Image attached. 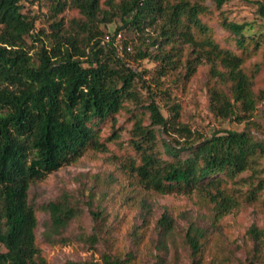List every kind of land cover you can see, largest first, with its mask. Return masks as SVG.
Instances as JSON below:
<instances>
[{
	"label": "trees",
	"instance_id": "1",
	"mask_svg": "<svg viewBox=\"0 0 264 264\" xmlns=\"http://www.w3.org/2000/svg\"><path fill=\"white\" fill-rule=\"evenodd\" d=\"M55 15L67 6L82 15L73 23L86 37L72 33L62 21L53 24L46 44L41 33L34 34L35 17L25 11L24 0H0V209H5L7 230H0V264H48L38 241L41 220L30 201V188L48 174L73 164L88 151L106 149L102 126L129 110L128 101H137L138 72L124 53L127 42H105L98 23L120 17L123 26L139 36L149 35L156 46L150 52L140 48L139 58L151 57L158 63V74L178 73L189 81L202 63L209 65V107L212 113L230 121H247L264 101V86L257 87L264 66V0H242L255 4L259 25L222 17L228 33L220 41L208 22L213 10L206 0H49ZM231 0H214L221 8ZM208 19V20H207ZM89 33V34H88ZM121 30L113 34V39ZM41 41L38 62L30 54L28 38ZM249 62V64H248ZM180 68V70H179ZM150 123L137 116L131 143L139 161L130 158L124 167L134 173L137 184L153 194L190 193L216 203L219 219L237 205L239 176L264 156V140L245 126L241 130L221 128L210 137L196 134L179 125L174 113L166 116L156 101L147 105ZM156 126L179 138L166 139L158 147ZM118 137L117 131L110 136ZM251 197L258 188L253 187ZM48 213L45 239L55 242L75 217L61 201L39 207ZM168 232L172 217L164 214L158 221ZM251 233L261 238L253 226ZM82 240L95 247L98 234ZM186 241L192 264H201L206 249V230L191 224ZM102 261L70 260L68 264H131L132 256L106 252Z\"/></svg>",
	"mask_w": 264,
	"mask_h": 264
},
{
	"label": "rangeland",
	"instance_id": "2",
	"mask_svg": "<svg viewBox=\"0 0 264 264\" xmlns=\"http://www.w3.org/2000/svg\"><path fill=\"white\" fill-rule=\"evenodd\" d=\"M213 13L208 22L214 27L216 37L225 44L228 34L220 24L222 17L236 21L261 22L255 4L242 0H231L221 10L214 0H206ZM25 11L36 19L34 34L41 33L46 44L53 24L62 21L72 33L86 37L73 23L82 15L77 9L67 8L55 15L49 0H24ZM123 26L120 17L110 23H98L93 27L103 33L105 42L115 41L113 34L121 30L120 46L127 42L126 56L128 65L138 72L135 90L137 101H128L129 110L116 115L115 126L111 122L102 126L101 135L106 140V149L88 151L77 162L61 167L48 174L30 188V201L37 207L41 226L38 228V241L48 259V264H68L70 260L94 259L102 261V254L109 252L132 256L131 264H192L193 255L186 241V232L191 224L206 230V249L201 264H264V156L257 158L253 167L239 176L235 194L238 204L217 218L216 203L200 197L196 191L190 193H170L157 195L145 191L137 184L134 173L126 170L124 164L130 158L139 161L131 140L132 127L137 116L143 123H150L147 105L156 101L166 116L174 113L169 109L176 105L179 114L176 122L187 125L196 134L210 137L221 128L241 130L249 127L253 134L264 140V101L261 102L247 121H230L216 117L209 107V65L202 63L197 73L186 81L178 73L158 74V63L151 57L139 58L140 48L153 46L149 37L157 35L153 29L139 36ZM89 34V33H88ZM41 41L28 38L30 54L38 62ZM249 64V62H248ZM180 70V68H179ZM257 87L264 86V66L258 74ZM158 147L166 139L179 138V133L166 132L156 126ZM117 131L118 137L110 136ZM162 149V148H161ZM257 187L255 197L252 188ZM51 201H61L75 212V217L63 230V237L55 242L45 239V222L48 213L39 207ZM164 214L172 217V227L165 232L159 225ZM256 226L263 233L256 238L251 228ZM0 230L6 231L5 209H0ZM98 234V242L91 247L82 238ZM2 244L0 251H4Z\"/></svg>",
	"mask_w": 264,
	"mask_h": 264
},
{
	"label": "built area",
	"instance_id": "3",
	"mask_svg": "<svg viewBox=\"0 0 264 264\" xmlns=\"http://www.w3.org/2000/svg\"><path fill=\"white\" fill-rule=\"evenodd\" d=\"M121 36H122V34L119 33V34L117 35V37L115 38L114 43H115L116 45H120V44H119V41H120ZM107 38H108V41H109V36H107ZM121 47H122V46H120V48H121ZM128 49H129V48H128Z\"/></svg>",
	"mask_w": 264,
	"mask_h": 264
}]
</instances>
